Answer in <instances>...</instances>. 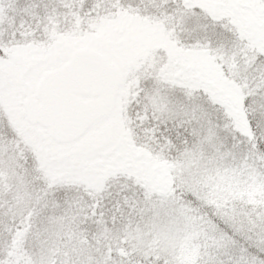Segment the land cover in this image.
<instances>
[{"label":"snow or ice","instance_id":"obj_1","mask_svg":"<svg viewBox=\"0 0 264 264\" xmlns=\"http://www.w3.org/2000/svg\"><path fill=\"white\" fill-rule=\"evenodd\" d=\"M0 264H264V0H0Z\"/></svg>","mask_w":264,"mask_h":264}]
</instances>
